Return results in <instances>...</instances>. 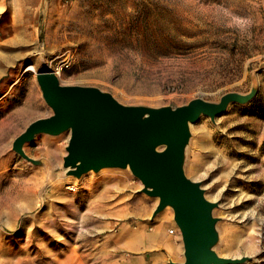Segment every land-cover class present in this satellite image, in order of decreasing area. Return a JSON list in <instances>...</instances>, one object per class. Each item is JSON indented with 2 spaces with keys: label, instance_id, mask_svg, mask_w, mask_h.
<instances>
[{
  "label": "rangeland",
  "instance_id": "rangeland-1",
  "mask_svg": "<svg viewBox=\"0 0 264 264\" xmlns=\"http://www.w3.org/2000/svg\"><path fill=\"white\" fill-rule=\"evenodd\" d=\"M42 71L151 108L219 102L258 84L249 104L191 127L185 173L219 205L217 254L264 264V0H0V264L182 263L173 210L153 219L159 200L141 193L128 170L67 176V132L25 144L44 165L13 151L31 123L53 114L37 82ZM47 146L58 162H49ZM66 222L71 230L59 226ZM22 227L35 238L10 241ZM27 245L48 249L16 251Z\"/></svg>",
  "mask_w": 264,
  "mask_h": 264
},
{
  "label": "water",
  "instance_id": "water-1",
  "mask_svg": "<svg viewBox=\"0 0 264 264\" xmlns=\"http://www.w3.org/2000/svg\"><path fill=\"white\" fill-rule=\"evenodd\" d=\"M37 82L53 114L31 123L13 143V151L36 166L24 151L37 135L52 137L70 131L63 167L80 179L104 169L130 170L141 182V193L159 200L152 218L167 208L183 242L182 263L244 264L249 260L220 257L216 202L207 199L200 182L185 173L191 127L202 117L215 123L231 105H247L259 93L255 84L247 94L231 92L219 102L194 99L181 107L126 106L111 93L95 87L64 86L55 73L42 71Z\"/></svg>",
  "mask_w": 264,
  "mask_h": 264
},
{
  "label": "bare ground",
  "instance_id": "bare-ground-1",
  "mask_svg": "<svg viewBox=\"0 0 264 264\" xmlns=\"http://www.w3.org/2000/svg\"><path fill=\"white\" fill-rule=\"evenodd\" d=\"M27 71L35 72V69H34V67L31 66V67H28ZM67 134L70 136L71 135L70 131H68ZM44 152H45L46 155H48L50 163L53 164L55 162H58L57 151H56V149L54 147L47 146L46 149L44 150ZM104 170H106V169H104ZM128 171L131 172L130 170H128ZM44 172H46V173L50 172V174H48V176H47V180L49 178H51L52 176H55L54 175L55 172L52 169L45 170ZM37 183H38V185H41V184L44 183V181H43V179H39V180H37ZM53 187H52V189H53ZM67 188L69 190H72V191H76L77 190L76 187L73 184H70V183H67ZM58 189H59V187H58ZM206 196H207V199H208V195H206ZM57 198H58V200L63 201L66 206H75L78 203V200H75V199L67 200V199H65L63 197H60V196H57ZM168 209L169 208H167L166 210H168ZM0 219H1V216H0ZM8 226H9L8 227L9 229L13 228V226H11L10 223H8ZM59 226L61 228H64V229L67 228V230H71L73 228L72 222H66L63 225L59 224ZM177 229L179 230L178 227H177ZM16 230H17V228L15 229V231ZM35 235H36V233H34L32 230H26L24 227H22L21 229H19L15 233V237L13 239H11L10 241L17 242L19 238H23L25 236H28L29 238H33L34 239ZM179 237L181 238V234L179 235ZM47 249L48 248L44 247L43 245H27V246L22 247V248L19 247L18 249H16V251H19V252H43L44 253L45 250H47ZM243 249L245 250V252L247 254L257 255V250L255 249V247L253 245L246 244L245 246H243ZM55 250L60 251L61 249L60 248H56Z\"/></svg>",
  "mask_w": 264,
  "mask_h": 264
},
{
  "label": "built area",
  "instance_id": "built-area-1",
  "mask_svg": "<svg viewBox=\"0 0 264 264\" xmlns=\"http://www.w3.org/2000/svg\"><path fill=\"white\" fill-rule=\"evenodd\" d=\"M177 229V228H176ZM175 230H171V234H174L175 232H174Z\"/></svg>",
  "mask_w": 264,
  "mask_h": 264
}]
</instances>
